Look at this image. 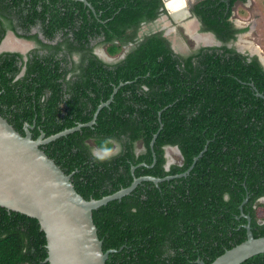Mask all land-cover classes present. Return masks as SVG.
<instances>
[{
    "label": "trees",
    "instance_id": "trees-1",
    "mask_svg": "<svg viewBox=\"0 0 264 264\" xmlns=\"http://www.w3.org/2000/svg\"><path fill=\"white\" fill-rule=\"evenodd\" d=\"M87 1L96 17L80 0H0V44L12 31L43 48L24 60L0 52V115L21 135L24 124L33 126L36 139L90 122L111 99L92 126L40 147L86 200L126 188L134 177L163 179L142 181L92 212L103 252L114 250L105 264H211L246 240L245 216L253 237H264V68L226 45L242 32L229 21L231 7L245 0L195 3L219 47L180 55L155 33L115 63L95 55L90 39L101 37L107 54L118 55L162 1ZM37 23L50 42L61 34L57 45L16 32ZM166 146L179 148L181 165L165 170ZM95 148L118 150L98 157ZM46 258L38 221L0 207V264ZM242 264H264V253Z\"/></svg>",
    "mask_w": 264,
    "mask_h": 264
},
{
    "label": "water",
    "instance_id": "water-1",
    "mask_svg": "<svg viewBox=\"0 0 264 264\" xmlns=\"http://www.w3.org/2000/svg\"><path fill=\"white\" fill-rule=\"evenodd\" d=\"M161 1L166 11L178 23L181 19L176 17L178 10L173 12L167 8L166 4L169 0ZM182 3L181 9L186 11L187 0H183ZM204 36L206 39L210 38L209 35ZM201 43L205 45L208 41L200 38L196 47ZM243 51V48H240V52ZM124 56L122 54L120 59ZM259 61L264 66L263 56L259 57ZM258 96L264 98L262 94ZM110 101L111 99L102 103L97 112ZM97 112L86 124H78L48 137L41 133L36 139L32 138L30 132L33 126L24 124V135H21L0 115V207L38 221L46 238L48 264H105L109 253H113L114 250L103 252L92 212L112 200H119L130 194L142 181L157 184L163 180L152 176L134 177L128 187L100 199L86 200L75 191L71 183L72 175L65 174L40 147L82 127L92 126ZM117 150L118 148H115L113 151L103 152L95 148L94 154L98 157H106L116 153ZM164 152L165 170H169L174 164L170 156L171 152H176L181 160L179 165L182 164V154L177 146H166ZM136 153L139 154L140 149H137ZM134 169L135 167L131 169L132 172ZM174 177L177 176H167L165 179ZM259 202L264 203V197L260 198ZM245 217L246 240L226 250L211 264H242L245 260L264 253V237H253L250 218ZM198 263L204 264L201 260H198Z\"/></svg>",
    "mask_w": 264,
    "mask_h": 264
},
{
    "label": "flooded vegetation",
    "instance_id": "flooded-vegetation-1",
    "mask_svg": "<svg viewBox=\"0 0 264 264\" xmlns=\"http://www.w3.org/2000/svg\"><path fill=\"white\" fill-rule=\"evenodd\" d=\"M80 1L82 3H84V5L88 8V10H91L92 12H94V15L96 17V12H95L93 6L87 0H80ZM198 1L199 0H187V4H188L187 9H186V11L183 10L184 12L181 11L180 15L178 16V19L179 18H181V19L178 23L174 21L173 17L166 11V9L162 3V7L159 10L158 16L152 22L142 23L141 27L139 29V32L134 35L133 40L131 42L126 43L123 46L122 51L114 57H111L107 54V52H106V46L107 45L102 43L101 37L91 38L88 44L90 47H92L93 53L95 55H97L101 60H103L106 63H115L117 61L122 60V58L120 59L122 54H124L126 56L127 53L130 52V50L134 46L138 45L141 41H143V39L146 36H150V35L155 34V33H161V35H163L165 38H167V40L170 44L171 50H173V52H175L176 54H180V55L190 54V53L195 52L196 50H198L199 48H202V47H219L222 45L223 42H221L213 33L204 31L202 22L193 12L194 5ZM248 1H250V0L237 1L233 4V6L231 7V15L229 17V21L232 23L234 28L242 30V32L248 30V31H251V33L253 31V33H254L255 29L257 28V25H258V23H257L254 26V21L259 20V22H261L260 20H261L262 13L261 12H258V13L255 12V10H254L255 7H252V2L250 3V6L248 7V10L246 12L248 14L247 19L241 20V19L237 18V14H235V12L238 8L237 6H245L246 7ZM190 18L192 20H194V22H196V27L194 26V28H193L190 26L189 23H187V20ZM236 18L238 20H236ZM163 19H167V21H170V25H169V23L166 24L165 26L162 25ZM183 21L186 22V24L189 28V31H190L193 38L198 37V38H201L203 40L208 41V43H206L205 45L201 43L198 47H196L197 41L195 39L192 40L191 39L192 37L189 35V32L185 31V27H187V26ZM177 29L181 32L182 37L184 39H186L187 41H190V39H191L192 43L195 44L196 46L186 45V43L184 45H182L181 41L183 38L179 39L175 35ZM16 32L20 35L37 34V37L40 40V42L46 43V44L49 43V44L57 45V42L60 41V39H61V34L58 33V34H56V36L52 40V42H50V40H48L46 38V36L44 35L40 23H37L36 25L31 26V28L29 29V33H26L21 28H17ZM242 32L235 34V38L232 40H229L226 45L229 48H234L237 52H240V48H242L243 45L239 44V42L240 43L244 42L243 37L241 36L243 34ZM9 34H13L16 36V34L13 33L12 31H8L5 38L3 39V41L0 44V52L7 51V52L19 53L23 60L26 58V56L29 53L35 51L36 49L38 50V52H43V48L35 40H27V39H24L21 37H18V38L24 39V40H26L32 44V46H30L28 50H25L23 48L22 49H15V47L12 49L8 48L9 45H7V43H8L7 41L9 40L8 39ZM204 35H209L210 38L206 39V38H204L205 37ZM68 36L70 37V34H68ZM211 37H212V39H211ZM261 39L264 40V37L261 36L260 40L258 42L259 46L262 48L263 47V43H262L263 41ZM247 42L250 43V41H247ZM219 43H220V45H219ZM245 46L246 45H244V48H243L244 51L240 52V53L247 55L249 58L254 56V57H257V59L259 60V57L262 56L261 53L264 54V51L263 50L260 51L257 47L256 48L258 49V51H256V50L251 51L249 48L247 49V47H245ZM248 47H249V44H248ZM125 56H124V58H125ZM262 67L264 68L263 65H262Z\"/></svg>",
    "mask_w": 264,
    "mask_h": 264
},
{
    "label": "rangeland",
    "instance_id": "rangeland-1",
    "mask_svg": "<svg viewBox=\"0 0 264 264\" xmlns=\"http://www.w3.org/2000/svg\"><path fill=\"white\" fill-rule=\"evenodd\" d=\"M251 2H252V7H255L254 8L255 12H257V13L261 12L262 13L261 20H260L261 22H259V20H255L254 21V26L258 23L257 28L255 29V32L253 33V31H252V33H251V31L247 30V31L242 32L243 34L241 36L243 37L244 41H246V42L250 41V43L247 42L249 45H251V46L254 45L260 51H262V50L264 51V40L261 39L263 41L262 42L263 43V47L262 48L258 44V42L260 40V37L261 36L264 37V0H250V1H248L246 7L245 6H237L238 8H237L235 14H237V18H239L241 20L242 19H247L248 14L246 12H247L248 7L250 6ZM237 18H236V20H238ZM162 22H163L162 25H164V26L166 24H168V23L170 25V21H167V19H163ZM184 23L186 24V22H184ZM187 23H190V26L193 27V28H194V26L196 27V22H194V20H192L191 18L187 20ZM189 34H191V33L189 32ZM175 35L179 39L183 38L181 32L178 29L176 30ZM8 39L9 40L7 41L8 42L7 45H9L8 48H10V49L15 47V49H22L23 48L25 50H28L29 47L32 46V44L30 42H28V41H26L24 39L18 38V37H16L13 34H9L8 35ZM191 39L193 40L194 38L192 37ZM191 39H190V41H187L186 39L183 38L182 41H181L182 45H184L186 43V45L196 46L195 44L192 43ZM243 43L239 42V44H241V45H243ZM247 43H246V45H248ZM261 55L264 57L263 53H261ZM138 149H140V151H141L140 146L138 147ZM170 156H171V159L173 160V162L175 164H180L181 163L180 162L181 161L180 157L178 155H176L175 153L171 152Z\"/></svg>",
    "mask_w": 264,
    "mask_h": 264
},
{
    "label": "bare ground",
    "instance_id": "bare-ground-1",
    "mask_svg": "<svg viewBox=\"0 0 264 264\" xmlns=\"http://www.w3.org/2000/svg\"><path fill=\"white\" fill-rule=\"evenodd\" d=\"M183 0H169V2H168V4H166L167 5V8L170 10V11H173V12H176L177 10H178V12L176 13L177 14V19H178V16L180 15V13H181V11H183L181 8H182V6H183ZM184 12V11H183ZM190 24V23H189ZM188 24V25H189ZM187 26V25H186ZM185 30L187 31V32H190L189 31V28H188V26L187 27H185ZM190 36H192L191 34H189ZM194 39H196V41H199V39L200 38H196V37H194ZM246 41H244V43H243V46H242V48H244V45H246ZM197 44V43H196ZM253 44V43H252ZM245 47H247V49L249 48L251 51H258V49L254 46V45H249V47H248V45H246ZM176 153V152H175Z\"/></svg>",
    "mask_w": 264,
    "mask_h": 264
}]
</instances>
